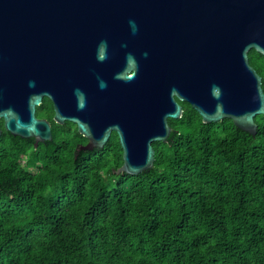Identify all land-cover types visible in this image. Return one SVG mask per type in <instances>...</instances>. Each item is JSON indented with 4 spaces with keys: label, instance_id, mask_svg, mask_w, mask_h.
I'll use <instances>...</instances> for the list:
<instances>
[{
    "label": "trees",
    "instance_id": "1",
    "mask_svg": "<svg viewBox=\"0 0 264 264\" xmlns=\"http://www.w3.org/2000/svg\"><path fill=\"white\" fill-rule=\"evenodd\" d=\"M249 55L264 88V55ZM181 103L139 174L116 172L117 133L79 152V133L35 149L5 131L0 264H264V114L252 134Z\"/></svg>",
    "mask_w": 264,
    "mask_h": 264
},
{
    "label": "water",
    "instance_id": "2",
    "mask_svg": "<svg viewBox=\"0 0 264 264\" xmlns=\"http://www.w3.org/2000/svg\"><path fill=\"white\" fill-rule=\"evenodd\" d=\"M15 17L19 53L0 56V116L14 136L53 138L29 100L36 37L51 51L55 119L77 124L89 140L84 150L104 147L116 130L124 158L117 173L154 166V142L168 141L169 118L184 113L180 101L205 123L231 118L258 131L263 76L249 52L264 55V0H0V20ZM113 73L106 88L103 76Z\"/></svg>",
    "mask_w": 264,
    "mask_h": 264
},
{
    "label": "flooded vegetation",
    "instance_id": "3",
    "mask_svg": "<svg viewBox=\"0 0 264 264\" xmlns=\"http://www.w3.org/2000/svg\"><path fill=\"white\" fill-rule=\"evenodd\" d=\"M19 23L20 20L16 17L14 19L5 18L0 20V56L1 57H6L7 55L9 58L13 56L16 57V55L19 53L20 50ZM32 52H33V61H32L31 73H30L31 86H30L29 100L36 119L43 120L46 122V124L50 125L52 131V137L54 136L55 132L58 133L60 132L63 135H71V134L79 133L80 135L85 137L79 131L76 123L68 119H65L64 122L60 123L55 119L57 95L54 87L52 56L48 41L36 37L32 42ZM133 72H134L133 69L130 68L127 69L125 73L132 74ZM18 75H19L18 71L15 69L13 72L11 70V72L7 75V78H5L4 85L8 88V90L16 88L17 84L15 83V81L18 79ZM116 76L117 73H113L109 76H103V81L104 84L106 85V88L110 86L112 81L117 79ZM12 94L16 95V92L15 91L9 92L7 95L4 94L3 97L7 98ZM181 102H187V101H180V103ZM0 127L2 129V134L5 131L9 132L5 127V118L2 116H0ZM115 133L118 134L116 130H112L110 137ZM28 139L29 140L33 139L34 140L33 144L35 149H39L44 144L51 141L53 138L51 140H45V141L39 140L37 137H31ZM88 141L89 140L87 138L86 140L82 138L81 141H79L78 143L77 150L79 152L84 150L83 147L88 143Z\"/></svg>",
    "mask_w": 264,
    "mask_h": 264
},
{
    "label": "rangeland",
    "instance_id": "4",
    "mask_svg": "<svg viewBox=\"0 0 264 264\" xmlns=\"http://www.w3.org/2000/svg\"><path fill=\"white\" fill-rule=\"evenodd\" d=\"M32 170H36L35 168H32Z\"/></svg>",
    "mask_w": 264,
    "mask_h": 264
}]
</instances>
